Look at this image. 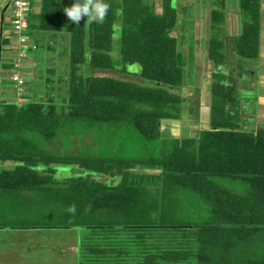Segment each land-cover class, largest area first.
I'll use <instances>...</instances> for the list:
<instances>
[{
    "label": "trees",
    "instance_id": "trees-1",
    "mask_svg": "<svg viewBox=\"0 0 264 264\" xmlns=\"http://www.w3.org/2000/svg\"><path fill=\"white\" fill-rule=\"evenodd\" d=\"M30 2L26 43L37 51L62 33L67 60L22 102L0 97V163L15 164L0 169V231H77L78 264H264V126H247L252 108L225 70L264 57V0L235 1L230 44L229 2L211 1L210 123L189 137L162 129L189 109L181 4L104 0L102 22L76 25L63 10L74 0ZM10 45L3 35L0 80L14 70L27 85ZM66 167L74 174L59 178Z\"/></svg>",
    "mask_w": 264,
    "mask_h": 264
},
{
    "label": "rangeland",
    "instance_id": "rangeland-1",
    "mask_svg": "<svg viewBox=\"0 0 264 264\" xmlns=\"http://www.w3.org/2000/svg\"><path fill=\"white\" fill-rule=\"evenodd\" d=\"M211 1L221 2V0H174V5L182 8L180 10V24L178 29L174 32L179 38H183L185 41L182 43L181 48L185 51L189 57V61L186 65V78L183 88H179L178 91L186 93L188 98L187 103L189 109L184 114V118L175 121H164L162 123V129L164 133L171 134L174 137H189L194 136L203 128H208L210 123V106H211V86L213 71L217 68L208 57V45L209 36L208 33L209 23L211 20ZM236 0H228L229 6V19L227 23V29L230 35L229 44L233 42L236 33L241 29V17L238 9L232 8L235 6ZM37 2V0H36ZM159 11L161 10L162 0H156ZM0 1V5H1ZM12 0H8L7 3H3L4 7L9 6L6 11V23L0 19V44L2 42V28L3 35L9 36L11 39V46L13 48V54L18 50L27 52L30 54V58L22 62L24 66L20 70L22 75L26 76L27 85L20 87L17 82H14L11 78L15 71L7 70L2 71L3 75L0 80V97H8L11 101L22 102L20 98L21 94H32L30 92L38 86L39 82H44L40 78V74L44 69L48 68L52 63L56 68L64 69L62 62L67 59L61 57V52L66 46V43H61V35L47 33L44 36L45 45L43 48L37 51L31 49L33 47V40L29 43L20 41V36L14 33L13 25L11 24L8 16L13 11ZM189 6L190 9L185 8ZM2 7V6H1ZM3 7V8H4ZM264 12V9H263ZM185 19H189L185 21ZM185 21V22H184ZM187 23V24H186ZM205 25H207L205 27ZM204 26V27H202ZM13 32V33H12ZM12 33V34H11ZM239 33V32H238ZM49 43L53 44L55 50L49 47ZM62 44V45H61ZM262 55L264 56V16H263V29H262ZM21 47V48H20ZM234 53V52H230ZM6 56L12 55V51H6ZM47 56V57H46ZM41 57H46V62L41 60ZM36 58L39 61V65L36 66ZM239 60V59H238ZM232 60L230 65L218 70H226L228 74H232L234 77L239 78L241 84V93L244 95V100L247 101L248 107L250 106L251 112L247 113V126L249 128L255 126H264V57L261 60H247L241 65L240 60ZM141 66L136 65L131 67V70L139 71ZM0 70L1 68V53H0ZM99 74H114V72H98ZM133 77V76H131ZM59 78V77H58ZM30 82V83H29ZM19 88V89H18ZM41 90H45V86L40 87ZM31 89V90H30ZM4 94L6 96H4ZM188 95V96H187ZM44 97V95H42ZM194 107V108H192ZM258 124V125H257ZM15 167L13 162L0 163V169H11ZM78 169V170H77ZM76 172H80L79 168ZM74 171L71 167L62 168L58 173V177L63 179L70 175H73ZM0 231V264H78L76 253L78 252V233L72 230L66 229H28V230H5Z\"/></svg>",
    "mask_w": 264,
    "mask_h": 264
},
{
    "label": "clouds",
    "instance_id": "clouds-1",
    "mask_svg": "<svg viewBox=\"0 0 264 264\" xmlns=\"http://www.w3.org/2000/svg\"><path fill=\"white\" fill-rule=\"evenodd\" d=\"M63 10L69 21L76 25L80 24L83 17H86V22L89 23L102 22L107 15L108 4L104 0H74L71 7H65Z\"/></svg>",
    "mask_w": 264,
    "mask_h": 264
},
{
    "label": "built area",
    "instance_id": "built-area-1",
    "mask_svg": "<svg viewBox=\"0 0 264 264\" xmlns=\"http://www.w3.org/2000/svg\"><path fill=\"white\" fill-rule=\"evenodd\" d=\"M14 8L12 11V23L13 28L16 33H19L20 41L22 43H26L29 39V36L24 34V31L27 29L29 25V12L31 2L30 0H13ZM29 58L27 52L19 51L17 62L20 66L22 62ZM15 80L19 82V85H24V80L20 77V74H15L13 77Z\"/></svg>",
    "mask_w": 264,
    "mask_h": 264
},
{
    "label": "crops",
    "instance_id": "crops-1",
    "mask_svg": "<svg viewBox=\"0 0 264 264\" xmlns=\"http://www.w3.org/2000/svg\"><path fill=\"white\" fill-rule=\"evenodd\" d=\"M0 1L2 2V3H1V6H2V7H1V9H2V12H1V18L4 16V19H5V14H6V11L8 10V8H9V6H7V7L5 6V7H4V6H3V5H4L3 3H7L8 0H0ZM202 2H203V0H202ZM3 7H4V8H3ZM6 8H7V10L5 11ZM230 8H231V7H230ZM232 8H234V9L237 10V8H236L235 6H233ZM263 9H264V8H263ZM4 12H5V13H4ZM263 16H264V12H263ZM8 18L10 19V15L8 16ZM3 233H7V234H8L9 232H6V231H5V232H3Z\"/></svg>",
    "mask_w": 264,
    "mask_h": 264
},
{
    "label": "water",
    "instance_id": "water-1",
    "mask_svg": "<svg viewBox=\"0 0 264 264\" xmlns=\"http://www.w3.org/2000/svg\"><path fill=\"white\" fill-rule=\"evenodd\" d=\"M7 10V8L5 9V11ZM5 13V12H4ZM2 20H4V16L2 17ZM3 31H4V29L2 28V37H3ZM0 53H1V57H2V53H3V51H2V42H1V44H0Z\"/></svg>",
    "mask_w": 264,
    "mask_h": 264
}]
</instances>
